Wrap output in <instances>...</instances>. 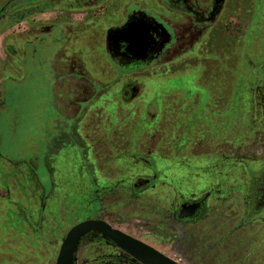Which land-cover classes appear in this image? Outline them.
<instances>
[{
  "label": "flooded vegetation",
  "instance_id": "flooded-vegetation-1",
  "mask_svg": "<svg viewBox=\"0 0 264 264\" xmlns=\"http://www.w3.org/2000/svg\"><path fill=\"white\" fill-rule=\"evenodd\" d=\"M242 1L243 3L246 1L245 14L248 17L251 14V4L249 5L250 1L247 0H121L120 2L117 0H0V35L11 36L13 39L10 43L14 40L22 45L18 51L13 44H8L1 50V54L4 58L15 59L24 68L26 74L27 67L38 68L45 89L43 99L46 114L41 128L39 153L28 160L19 161L28 168L30 174L39 183L41 215L56 186L58 191L64 186L62 182L59 185L54 182L55 177L58 178V169H62L64 165L67 168L71 166L76 188L82 190L81 193L91 200L77 208L79 211L77 215L72 216L70 214L73 212L65 209V214L69 215L67 217L80 219L74 226L91 220L108 224L101 219L106 214L107 217L110 216L108 201L106 205L101 203V208L96 205V199L100 195L103 196L116 189L115 193L121 196L115 197L111 202L119 203L122 207L126 206L127 195L135 197L152 191L160 178L156 162L158 158L155 157L158 150L156 134L159 133L160 126L158 125V130L156 126L151 130L153 137L151 140L146 141L142 138L132 140L128 137L134 132L138 133L136 131L138 126L135 124L123 126L117 119L113 124L109 111L114 105L113 113L117 115L122 111L125 112L124 106L134 100L139 99L142 103L140 97L142 85L136 76H142L144 68L170 64L173 58L185 53L201 36L202 53H206V46L214 37L211 32L215 25L218 28L220 26L224 31L233 30L231 33L236 34L234 44H237L239 31L245 30L244 27L239 30L237 21L238 3L241 4ZM114 5L116 6L113 7V20L110 19V24L103 25V41L96 46V50L101 51L102 56L98 62L104 65V68L97 73L106 74V69L109 68L123 82L117 90L118 101L111 99L109 93L111 84L96 81L94 78L93 72L96 71L91 55L83 60L79 52H74L75 54L62 60L63 50L67 46H70L71 50H77L71 46L75 36L72 22L78 24L81 20L84 21L90 16L95 17ZM228 18H231L230 22H226ZM21 24L23 26L18 28ZM119 30L123 32L119 33ZM143 31L148 35L145 41L142 40ZM222 49L221 45L219 55L222 57L217 62L229 65L227 73L233 75L237 72V61L233 59L237 58V47L232 45ZM4 63L5 60L0 61V65ZM250 71L252 72V67ZM9 85L16 87L20 84L6 79L0 85V92L3 94L0 100V115H3L8 107ZM233 95H236V92ZM141 103L134 105L136 111H133V114L143 110ZM149 109H153L154 113H149ZM159 114H161V105L156 93V97L147 101L145 106L144 116L146 119L149 118L148 125H153ZM209 148L210 146L202 147V154L208 155ZM127 154H131L129 159L132 161V169L137 172L134 176L128 175L131 168L126 166ZM217 154L219 153L216 152ZM0 155L5 159L2 154ZM112 163L115 164L114 170ZM37 172L45 174L49 185L42 184L37 179ZM245 173L240 192L245 196V206L247 210L249 209L250 220L247 221L249 224L251 220L264 214V167L256 170L245 168ZM62 174L59 177L66 178L65 173ZM111 177H118L113 188L107 184ZM222 178L220 176L219 179ZM124 182L128 184L127 188L122 187ZM211 195L212 193L208 191L199 199L181 201L167 221L160 219L163 213L155 212L154 206L153 208L140 206L142 216L138 220L139 223L131 220H123V223L130 224L141 239L151 234L161 240L152 231L154 226L162 227L166 233L169 231V234L175 235V240L170 243L171 246L176 243L184 244L185 240H180V234L183 236L186 225L207 218ZM184 204L197 207L192 218H180L181 207ZM96 212L102 217L96 215ZM82 216L85 217L81 218ZM151 219L157 220V224L151 226L142 223L143 220L149 222ZM238 228L240 230L243 227ZM129 237L142 242L132 236ZM93 239L115 247L140 264L111 242L102 240L97 234H90L81 240L75 255V264L78 263L77 254L81 245L84 241ZM186 245L184 244L185 247ZM149 247L167 257L161 250Z\"/></svg>",
  "mask_w": 264,
  "mask_h": 264
},
{
  "label": "rangeland",
  "instance_id": "rangeland-1",
  "mask_svg": "<svg viewBox=\"0 0 264 264\" xmlns=\"http://www.w3.org/2000/svg\"><path fill=\"white\" fill-rule=\"evenodd\" d=\"M247 1H250L249 5L251 4V14L248 17L245 14L246 1L238 3L239 30L242 27L245 30L239 31L237 44H234L236 34L231 33L233 30L224 31L220 26L218 28L215 25L211 32L214 37L207 44L206 53H202L201 36L185 53L173 58L170 64L144 68L142 76H136L142 85L140 97L143 111L139 122L138 118L130 121L132 124L142 123V140H151L153 137L152 129L148 127L149 118L146 119L143 115L147 100L156 97V93L157 95L166 92L174 94L161 96V99L158 96L161 114L158 115L154 124L160 126L158 135L169 143V149L171 148L175 159L192 154L191 162L183 165L185 172L189 175L186 185L190 186L185 189L189 191L187 194L175 196L173 205L165 203L160 207V213H163L160 219L167 221L181 201L199 199L205 192L210 191L212 195L208 201L209 218L212 217L211 214L220 215L223 212L233 219L231 222L234 224L233 237L236 239H233L231 245H227L225 250H223V243L220 246L221 261L226 262L230 259V264H248V252L249 254L250 251L252 252L253 244V251L258 252L257 249L260 246L258 240L261 234L264 235L263 214L253 219L256 221L253 240L252 235L249 237L250 240L248 239L246 230L249 226L247 221L250 220L249 209L247 210L245 206V196L240 192L246 175L245 168L256 170L264 167V0ZM115 6L107 8L95 17L90 16L84 21L81 20L78 24L72 22L75 36L71 46L80 54H84L86 49L91 52L96 72L104 68V65L98 62L102 55L96 50V46L103 41L102 27L111 23L109 20L112 19ZM230 21L231 18L226 20V22ZM12 39L13 37L6 34L0 35V53L8 44H13L14 48L20 51L22 45L14 40L10 43ZM20 39L22 40L23 37ZM221 45L222 50L232 45L237 47V58H233L237 61V72L233 75L227 73L229 65L217 62L222 57L219 55ZM19 67L22 66L19 65ZM27 68V74L22 67L18 75V77L22 76L24 82L16 87L11 85L7 87L8 107L4 114L0 115V154L5 158L0 157V167L9 177V183L11 182L15 188L23 185V190H27L26 182L24 183L26 180L17 174L18 170L16 171L15 167L10 165L13 162L17 164L21 160H28L39 153L41 128L46 114L43 99L45 89L40 70ZM224 91H227L229 95L236 92L237 99L218 100L217 95L219 96L221 92L225 94ZM190 93L193 95L191 96ZM148 111L154 113L153 109ZM115 122L116 119L112 118V123ZM209 146L210 153L202 154V147ZM216 152L219 154L216 155ZM176 169L178 168H175V171ZM58 172V178L55 177L54 182L56 185L62 182L64 186L61 191L59 190L62 194L56 196L55 203L62 212L64 239L67 232L80 221L74 217H67L69 215L65 214V209L73 212L70 215H77L79 212L77 208L91 200L81 193L82 190L76 188L71 166L67 168L64 165L62 169H58ZM62 173H65L66 178L59 177ZM135 173L137 172L132 170V174L128 172V175L134 176ZM220 176L223 177L221 180ZM227 178H231L233 182L230 184ZM37 179L42 184L49 185L43 172H37ZM0 182L5 183L3 180ZM166 182L162 180V183ZM155 198L156 193L151 191L135 197L127 195L125 203L134 201L136 206L149 207L153 202L156 205ZM96 200L98 208H101L102 204L106 205L103 196L100 195ZM22 203L16 200L14 190L10 192L8 198L0 197V206L3 205L10 210L8 219L11 220L10 224H0V264H54V250L50 243L45 241L44 233L36 228V220H32L30 227L18 223L21 219L18 218V210L25 209L26 211L22 210V213L27 214V219L32 214L31 211L28 212L25 204L27 201ZM99 214L96 212V215ZM126 215L131 221L139 223L140 216L131 212ZM134 216L138 219H133ZM13 218L17 221L15 224H12ZM22 219L26 221L24 215ZM253 220L250 222L252 223ZM149 222L142 221L151 226L157 224V220L151 219ZM239 226L243 228L239 230ZM258 229H261L260 233ZM180 236V240L188 239L181 234ZM140 240L161 250L173 261L178 260L177 256L181 255L189 261V264H199L192 258L194 253L189 250L188 245L185 247L184 244L176 243L171 246V242L163 238L161 241L151 234ZM77 260V264H138L115 247L94 239L84 241L77 254Z\"/></svg>",
  "mask_w": 264,
  "mask_h": 264
},
{
  "label": "crops",
  "instance_id": "crops-1",
  "mask_svg": "<svg viewBox=\"0 0 264 264\" xmlns=\"http://www.w3.org/2000/svg\"><path fill=\"white\" fill-rule=\"evenodd\" d=\"M37 20V19H36ZM33 22V21H31ZM34 27V23L32 24ZM23 25L21 24L19 27H22ZM23 36V35H20ZM99 51V50H98ZM74 52H78L77 50H71L70 46H67L62 53V60L69 57L70 55L75 54ZM84 54H81V58L88 59L89 56L90 58L94 61V58H92L91 52L86 49L84 51ZM101 54V51H99ZM101 59V58H100ZM5 60L4 65H0V85L4 83L6 79L12 80L14 83L21 84L24 80L22 76H19L20 70L22 67H19V63L16 62L15 59L10 60L9 58L5 57L0 53V61ZM93 76L96 79V81L100 82H105L111 84V89L109 91L111 95V99L113 101H118L117 98V90L120 88V86L123 84L121 80L117 78V74L112 72L111 69L107 68L106 69V74H100L99 72H93ZM229 78V77H227ZM232 79V77H230ZM225 94L222 92L220 95H217V99L222 101V100H236L237 97L233 95V93H229L227 91H224ZM172 96L174 95L173 93L166 92V93H160L158 96ZM192 96L193 94L190 93ZM3 94L0 92V100L2 98ZM219 97V98H218ZM151 99V98H150ZM149 99V100H150ZM148 101V100H147ZM173 101V100H172ZM136 103H141L139 102V99L134 100L131 104L124 106L125 112H121L117 115H115L114 112V105H112L109 114L112 115V118H115L118 120V123L120 125H133L130 123V121L137 120L138 122L140 118L142 117V111H138L136 114H133L134 110V105ZM98 105V104H97ZM96 105V106H97ZM169 106V104H166ZM143 108V103H141V109ZM145 110V109H144ZM144 115V113H143ZM117 122V121H116ZM115 122V123H116ZM113 123V124H115ZM142 123H137L135 125L138 126V133H133L131 137H128L132 140L140 139L142 138ZM157 130L159 128L158 125H148L152 130L153 128H156ZM166 127V126H165ZM163 131V130H162ZM127 138V140H129ZM157 139V154L155 155L157 164H158V171H160V178L157 181L156 186L152 189L154 193H156V198H155V203L154 205L151 203V207L154 206L155 209L157 210L155 212L160 213V207L163 206L165 203L167 204H174L175 203V196L176 195H182L184 196L188 192L185 191L186 188H188L190 185H186L188 182V177L189 175L185 172L184 166L185 163L189 164L191 162V157L192 154L183 156L181 159H175L174 158V153L171 151V148L169 149V143L165 142L162 140V138L157 134L156 136ZM131 154H127V159L125 160L127 162V167L131 168L129 170V174H132V161L129 159ZM195 156V155H194ZM202 156V154L200 155ZM126 157V155H125ZM2 159V158H1ZM1 163V162H0ZM9 164L11 167H15L16 171L18 170V175L21 178H24L26 181L25 186L27 190H23L21 186H17L18 188H15L11 182L9 183V177L6 176V173L4 169L0 167V181H5V183L0 182V197L3 198H8L9 194L12 190H14L16 200L19 203H22L27 201L25 203L28 208V212H32L31 217L27 219V214L24 212L22 213V210L26 211L25 209L18 210L19 216L18 218H21L18 223H21L22 225H28L30 227V223H32V220H36V224L39 230H41L44 233L45 241L50 243L51 248L54 250V264L56 263L57 255H58V245L60 247V244L63 242V217H62V212L57 208L56 201L57 198L56 196L59 194L61 195L62 193L58 191V186H56V190L54 191L53 195L47 202V207L45 211L41 213V206H40V196H41V190L38 181L30 174L28 168L21 162H18L17 164ZM130 163V165H128ZM176 164V165H175ZM1 166V165H0ZM111 166L113 167L115 164L112 163ZM175 168L177 171H175ZM128 176V175H127ZM131 176V175H129ZM118 177H111L110 180L108 181L107 184L110 185V187L113 188V185H115L116 180ZM162 180L167 181L166 183H162ZM175 181V182H174ZM230 184L233 182L231 178H229ZM128 184L123 183V188H127ZM202 190V188H201ZM177 191V193L175 192ZM116 189L112 190L108 194L103 195V200H105V204L108 201V209H109V214L110 216L107 217L108 214L105 215V217L101 218L103 221L107 222L110 224L112 227L120 230L121 232L132 236L136 239H141L140 235L135 232L134 228L131 227L130 224L128 223H123V220H130V218L127 217L126 213H134V215L142 216L141 210H139V206H136L134 201H131V203H126V206L121 205L116 202H111L112 199H114L117 196H121L120 194H116ZM7 195L5 196V194ZM170 199L167 201V199ZM22 203V204H24ZM10 210L6 209L5 206H0V224H10L11 220L8 218L10 215L8 214ZM138 213V214H137ZM21 214V215H20ZM22 215L26 217V221L22 219ZM210 213L208 214L207 218H205L203 221L201 220L200 222L197 223H192L188 224L185 226L183 236H186L188 238L185 240L184 244H187L189 246V250L194 253V256L192 258L194 260H197L199 264H230V259H227L226 262H222L220 259L221 256V244H224L223 250H225V247L227 245H231V241L233 239H236L233 237L234 234V228H233V223H231V219L228 214H222L217 215V214H211L212 217L209 218ZM85 216H82L81 218H84ZM213 218V219H212ZM133 219H138L136 216H134ZM122 220V222H121ZM17 221L12 219V224H15ZM256 221L253 220V222L249 223V227H247L246 234L248 233V239L250 240V235H252V240H253V235H254V228H255V223ZM133 226V225H132ZM261 228V227H259ZM259 233L261 232V229H258ZM152 231L155 232L159 237L165 239L167 242H172L175 240V235L174 234H169L166 233V231L160 227L156 228L152 226ZM36 240V238L34 237ZM258 244L260 245L258 247V252H254V244L252 252L250 251V254L248 252L247 254V259H248V264H263L264 263V235L261 234V237L258 240ZM198 253V254H197ZM178 260H174L175 263L177 264H189V261L185 260L184 256H177ZM260 261L262 260L263 262H255V261ZM252 261V262H250Z\"/></svg>",
  "mask_w": 264,
  "mask_h": 264
},
{
  "label": "water",
  "instance_id": "water-1",
  "mask_svg": "<svg viewBox=\"0 0 264 264\" xmlns=\"http://www.w3.org/2000/svg\"><path fill=\"white\" fill-rule=\"evenodd\" d=\"M119 31V33L123 32L122 30ZM143 32L142 40L145 41L148 35L145 31ZM196 209L197 207L194 205H182L180 218H192ZM90 234H97L102 240L111 242L140 264H176L148 245L111 228L102 221L93 220L82 222L67 233L60 247L56 264H75L78 246L81 240Z\"/></svg>",
  "mask_w": 264,
  "mask_h": 264
}]
</instances>
